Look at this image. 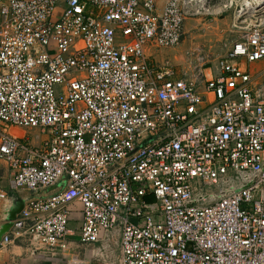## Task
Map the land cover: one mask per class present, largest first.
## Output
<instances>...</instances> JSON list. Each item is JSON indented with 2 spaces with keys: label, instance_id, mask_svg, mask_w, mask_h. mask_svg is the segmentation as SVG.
<instances>
[{
  "label": "built area",
  "instance_id": "1",
  "mask_svg": "<svg viewBox=\"0 0 264 264\" xmlns=\"http://www.w3.org/2000/svg\"><path fill=\"white\" fill-rule=\"evenodd\" d=\"M226 14L241 34L219 76L182 77L150 54ZM258 63L264 0H3L0 207L33 195L14 237L67 252L78 203L81 243L119 230L120 264H264Z\"/></svg>",
  "mask_w": 264,
  "mask_h": 264
},
{
  "label": "crops",
  "instance_id": "2",
  "mask_svg": "<svg viewBox=\"0 0 264 264\" xmlns=\"http://www.w3.org/2000/svg\"><path fill=\"white\" fill-rule=\"evenodd\" d=\"M3 0H0V6ZM161 7H164L166 0H159ZM156 49H151L150 54L156 59L154 53ZM163 62L158 57L156 59ZM244 64V63H243ZM248 64H245V66ZM264 68V63L249 65L247 70L256 73ZM215 71V72H214ZM206 79L221 74L219 68L215 70L202 71ZM188 77V76H186ZM13 134L25 136L27 132L13 130ZM8 178L0 177L1 185L8 188ZM61 192V186L42 191L36 197L48 198L54 194ZM11 202L15 204L11 206V202L6 207H0V264H120L122 258L121 252V233L115 230L106 235V237L98 244L86 245L80 241L79 230L82 224V206L78 203L71 206V222L70 228L75 231V235L70 237V246L67 252L50 249L42 244L37 243L32 236L23 235L22 237H14L13 221L11 216H17L24 207V200L30 199L33 195L28 192H10ZM11 206V211L7 207ZM8 215L10 217H8ZM9 235L12 239L10 244H5V237Z\"/></svg>",
  "mask_w": 264,
  "mask_h": 264
},
{
  "label": "rangeland",
  "instance_id": "3",
  "mask_svg": "<svg viewBox=\"0 0 264 264\" xmlns=\"http://www.w3.org/2000/svg\"><path fill=\"white\" fill-rule=\"evenodd\" d=\"M231 23V14H226L224 17L190 20L186 22L182 43L175 49H158L153 52L154 56L171 64L182 77L195 78L200 71L218 69L219 62L228 56L241 34L239 30L234 29L232 33ZM7 175L6 163L0 160V177Z\"/></svg>",
  "mask_w": 264,
  "mask_h": 264
},
{
  "label": "water",
  "instance_id": "4",
  "mask_svg": "<svg viewBox=\"0 0 264 264\" xmlns=\"http://www.w3.org/2000/svg\"><path fill=\"white\" fill-rule=\"evenodd\" d=\"M10 216H11V215H10ZM10 216H9V217H10ZM11 218L15 219L16 217L12 215Z\"/></svg>",
  "mask_w": 264,
  "mask_h": 264
}]
</instances>
